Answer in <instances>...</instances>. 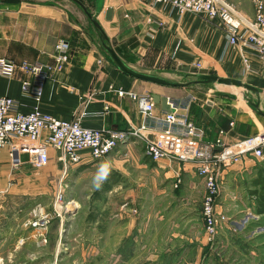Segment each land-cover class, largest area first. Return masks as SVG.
Returning <instances> with one entry per match:
<instances>
[{
  "label": "crops",
  "instance_id": "obj_1",
  "mask_svg": "<svg viewBox=\"0 0 264 264\" xmlns=\"http://www.w3.org/2000/svg\"><path fill=\"white\" fill-rule=\"evenodd\" d=\"M228 1L246 17L254 18L252 0ZM83 3L96 15L109 44L136 70L172 78L170 76L179 66H199L215 70L220 76L248 81L262 90L264 99V54L241 43L224 57L227 33L219 21L199 14L179 15L169 7L151 6L146 0H84ZM109 7H112L113 15L107 20ZM61 39L70 42V60L44 83L40 108L46 113L66 120L79 119L85 127L134 129L143 124L145 116L129 95L120 96L118 91L149 92L168 97L180 113H188L202 139L211 143L218 137L230 143L264 130V116L262 120L257 118L245 102L237 101L239 95L233 97L234 93L226 95L210 88L198 90L199 86L204 88V83L194 82L198 79L195 76L186 74L188 77L183 82L191 83L185 87H169L123 73L104 53L103 39L74 0H0V58L17 63L53 64L56 45ZM22 78V73L12 77L0 74V96H11L18 101L19 111L28 112L34 99L23 92ZM156 108L159 114L166 111L160 103ZM144 145L143 141L132 139L102 159H94L88 151H83L84 159L70 166L64 187L74 175L79 176L77 180L81 182L83 177L93 174L99 182L95 195L125 194L127 202L128 199L135 202L138 195H143L145 213L143 219L130 212L122 213L118 221L124 225L113 233V237L103 230L97 240H91L83 229L81 240L84 241H76V237L73 239L76 242L70 243L73 246L67 255L68 264H158L161 256L187 254L186 239L190 238L192 242L202 238L197 245H192L202 251L208 246L204 234L202 237L191 234L204 233L203 222L199 226L201 231L191 225L193 214L197 211L201 214L199 204L205 194L204 178L190 162L183 164L165 158L158 162L152 160L144 151ZM24 155H21V164L11 167L12 171L16 169L14 180L20 186L34 172ZM48 156L43 172L56 186L63 173L61 155L49 148ZM249 159L226 170L225 187L230 185L232 169L246 171L250 166ZM9 160V148L5 147L1 150V167ZM177 177L182 182L174 187ZM158 196L159 201L155 200ZM161 230L167 241L159 251L155 248L157 238L154 236ZM169 235L182 237V246L178 250L171 249L174 246L170 244ZM54 250L55 259L60 258L59 248Z\"/></svg>",
  "mask_w": 264,
  "mask_h": 264
},
{
  "label": "built area",
  "instance_id": "obj_2",
  "mask_svg": "<svg viewBox=\"0 0 264 264\" xmlns=\"http://www.w3.org/2000/svg\"><path fill=\"white\" fill-rule=\"evenodd\" d=\"M151 6L184 13L199 14L209 20H217L227 33L224 57L243 43L256 48L264 54V0H252L254 18L246 17L228 0H146ZM157 21V20H156ZM161 23V21H157ZM70 42L61 39L56 45L53 64L42 62L17 63L5 57L0 58V74L15 76L22 73V90L34 99L28 112L18 110V101L9 95L0 96V155L3 148H9L12 166L21 164L22 154H26L35 167H43L49 160V148L60 152L63 173L55 192L53 211L43 207L34 210L29 226L39 231L38 236L46 241L45 232L55 216L61 218L76 205L73 200L64 201V178L70 166L84 159L83 151H88L94 159H102L121 144L138 139L145 143L144 151L154 161L169 159L181 163H192L201 178L205 180V195L202 204V216L208 235L214 238L220 227L228 221L226 215L218 213L220 197L223 194L224 175L233 165L246 159H264V130L247 135L234 142H226L218 137L214 143L201 137L197 125L188 113L169 100L171 111L156 113L157 103L154 94L149 92L118 91L120 96H130L145 119L143 124L129 130L91 128L81 124L79 119H61L41 110L45 81L57 68L70 60ZM249 67L251 65H248ZM233 124V122H232ZM182 182L180 177L174 187ZM64 187V188H63Z\"/></svg>",
  "mask_w": 264,
  "mask_h": 264
},
{
  "label": "rangeland",
  "instance_id": "obj_3",
  "mask_svg": "<svg viewBox=\"0 0 264 264\" xmlns=\"http://www.w3.org/2000/svg\"><path fill=\"white\" fill-rule=\"evenodd\" d=\"M107 45L109 44L107 43ZM104 53L110 57L106 50ZM177 71L178 69L173 71L170 77L183 82L188 75L185 72H179L182 76L178 77ZM167 72L170 73V71ZM209 72L212 75L217 74L215 70ZM203 86L204 88L199 86L198 90L210 88L226 95L234 93L233 97H236V94L239 95L237 101L245 102L253 114L262 120L261 117L264 114L255 107V104L259 103L264 112L261 89L254 92L243 87L225 86L219 83H204ZM23 157L28 156L24 155ZM247 161L250 163L249 168L246 171L232 169L230 185L225 187L224 184L218 213L226 215L228 222L220 227L214 238L206 232L202 210L201 214L199 211L193 214V224L191 225L201 231L199 226L203 222L204 233L191 234L198 237L204 234L208 244L207 247L205 246L206 249L202 251L198 246L195 248L192 246L197 245L202 238L194 239L192 242L189 238L185 241L188 244L184 245L189 248L187 254L172 253V257L161 256V262L158 264H168L169 261L170 264H264V214H258L259 204L256 198V191L261 189L259 180L264 176V159L260 161L249 159ZM11 167V160L3 168L0 165V264H68L69 256L67 255L72 251L73 246L70 243L84 241L81 240L83 229L89 233L91 240H97L103 230L113 237V233L119 231L121 226L123 227L124 224L118 221L122 213L130 212L135 217L143 219L145 213L143 195H138L135 202H131L129 199L127 202L125 194L98 196L95 195V188L99 183L97 177L88 174L83 177L81 182H78L79 176L74 175L69 180V185L65 187L63 198L65 202L73 200L76 205L61 218L55 216L52 219L47 231H44L46 236L44 242L42 237L37 235L39 231L37 232L34 230L35 228L29 226V221L34 217V210L39 206L47 211H53L56 201L54 194L59 184L57 182L55 186L50 182L51 177H46L47 174L43 172V167L32 165L33 175L26 177L27 181L23 186L17 185V180H14L16 169L12 171ZM8 183L11 184L8 185ZM156 199L159 201L160 197L158 196ZM203 201L204 198L199 204L201 207ZM241 210L243 211L241 212ZM104 216L106 217L104 218ZM97 218H99L98 221ZM246 218L248 221H245ZM242 225L244 226L242 227ZM61 226L63 227L62 231ZM165 228L168 232L169 226ZM56 230L57 233H55ZM50 233L54 234L50 236ZM164 233L161 230L154 236L157 238L154 244L156 250L162 251L163 249L159 248L166 245L167 238L166 234L163 235ZM55 235L57 236L55 237ZM169 237H171V246H174L171 249L178 250L182 246L180 245L182 237L176 238L174 235H169ZM74 238L76 241H73ZM54 248H59L60 258L55 259L53 256Z\"/></svg>",
  "mask_w": 264,
  "mask_h": 264
},
{
  "label": "water",
  "instance_id": "obj_4",
  "mask_svg": "<svg viewBox=\"0 0 264 264\" xmlns=\"http://www.w3.org/2000/svg\"><path fill=\"white\" fill-rule=\"evenodd\" d=\"M87 14L88 18L90 19V21L92 22V24H94L95 28L98 30L100 37L103 39V41L105 42L104 47L105 50L109 53L111 60L113 61V63L125 74H129L134 78L137 79H142V80H146L149 82H152L154 84H160V85H164V86H176V87H185L186 85H188L191 82L185 81V82H181L178 80H174L172 78H166V77H162L159 75H152L143 71H138L135 68H133L132 66H129L124 60L123 58L119 55L118 52H116V50L114 49L113 45L109 44L107 45L106 42L109 41V38H107V35L105 34V31L102 27V25L99 23L96 15H94L90 10H88V8L86 7V5L81 1V0H74ZM113 15V9L112 7L108 8L107 11V20H110L111 17ZM180 72H185L188 75H192L197 77V81L194 82H203V83H219V84H223V85H235L237 87L240 88H245L248 91H254L257 92L259 89H257L256 87H254L252 84L245 82L244 80L238 79V78H233V77H224V76H220L217 74H210L208 69L205 68H200L199 66H192V65H184V66H179L178 69ZM154 99L156 103H160L162 105V107L166 110V111H171V107L169 105V99L168 97L165 96H161L160 94H155L154 95ZM255 107L259 110L260 113L264 114L263 110L260 108L259 103L255 104Z\"/></svg>",
  "mask_w": 264,
  "mask_h": 264
},
{
  "label": "trees",
  "instance_id": "obj_5",
  "mask_svg": "<svg viewBox=\"0 0 264 264\" xmlns=\"http://www.w3.org/2000/svg\"><path fill=\"white\" fill-rule=\"evenodd\" d=\"M81 1L84 2V0H81ZM88 1H90V0H88ZM92 1H94V0H92ZM86 7L88 8V10H90L92 12V10L90 9V7H88L87 5H86ZM93 26H94V24H93ZM95 30H97V29L95 28ZM107 43L109 44V42H106V44ZM104 44H105V42L102 40V45H104ZM102 48L105 50L104 47H102ZM259 184L261 186V189H259L258 191H256V193H257L256 194L257 195L256 198H257V202L259 204L258 205V214H261L262 215V214H264V176H262L261 179L259 180Z\"/></svg>",
  "mask_w": 264,
  "mask_h": 264
},
{
  "label": "bare ground",
  "instance_id": "obj_6",
  "mask_svg": "<svg viewBox=\"0 0 264 264\" xmlns=\"http://www.w3.org/2000/svg\"><path fill=\"white\" fill-rule=\"evenodd\" d=\"M226 86V85H225Z\"/></svg>",
  "mask_w": 264,
  "mask_h": 264
}]
</instances>
